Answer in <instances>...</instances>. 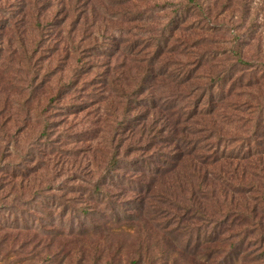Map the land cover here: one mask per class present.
I'll list each match as a JSON object with an SVG mask.
<instances>
[{
    "label": "rangeland",
    "instance_id": "obj_1",
    "mask_svg": "<svg viewBox=\"0 0 264 264\" xmlns=\"http://www.w3.org/2000/svg\"><path fill=\"white\" fill-rule=\"evenodd\" d=\"M0 264H264V0H0Z\"/></svg>",
    "mask_w": 264,
    "mask_h": 264
},
{
    "label": "trees",
    "instance_id": "obj_2",
    "mask_svg": "<svg viewBox=\"0 0 264 264\" xmlns=\"http://www.w3.org/2000/svg\"><path fill=\"white\" fill-rule=\"evenodd\" d=\"M235 194H238V195H241V196H243L244 197V192H235L234 194H231L232 196L231 197H233V195H235ZM245 200H240V199H238V200H235L234 198H231V202L229 203V205H231V207H233L234 209H236L237 211H239V212H246L247 211V204H249V202L246 204L245 202H244ZM235 202H237V203H235ZM250 211H251V213H253V211L250 209Z\"/></svg>",
    "mask_w": 264,
    "mask_h": 264
}]
</instances>
